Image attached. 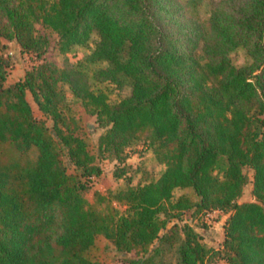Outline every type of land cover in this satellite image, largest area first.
Listing matches in <instances>:
<instances>
[{"label": "trees", "instance_id": "1", "mask_svg": "<svg viewBox=\"0 0 264 264\" xmlns=\"http://www.w3.org/2000/svg\"><path fill=\"white\" fill-rule=\"evenodd\" d=\"M204 1L0 0V38L38 60L5 86L0 59V264H99L84 255L99 234L133 255L128 264H156L154 244L178 241L179 264L206 257L209 264H264V0H215L207 20L199 14ZM37 25L57 36L63 56L95 35L85 60L106 66L93 82L129 85L130 94L110 103L83 71L47 61L49 42ZM239 48L249 63L236 67L229 56ZM60 83L74 97L65 115ZM27 92L51 127L33 116ZM75 105L103 129L98 151L115 163L114 179L126 181L108 192L125 209L115 219L83 196L101 170ZM136 142L164 167L157 179L144 174L134 184L126 176L127 148ZM245 168L253 171L254 201L239 203ZM188 188L196 202L171 200ZM215 210L228 214L222 252L206 249L188 226L168 228L184 213Z\"/></svg>", "mask_w": 264, "mask_h": 264}, {"label": "rangeland", "instance_id": "2", "mask_svg": "<svg viewBox=\"0 0 264 264\" xmlns=\"http://www.w3.org/2000/svg\"><path fill=\"white\" fill-rule=\"evenodd\" d=\"M185 3L186 0H181ZM215 0H205L199 8L200 17L203 20H207L209 13L212 8V4ZM36 30L38 34L47 37L48 48L44 54V58L53 63L57 67H61L64 62H68L76 69L83 71L89 78V83L92 90L103 91L108 98L110 103H115L120 99L130 94L129 85H125L122 88H117L112 83L97 84L93 82L91 76L92 73L106 66L105 63H87L85 56L94 48L97 41V37L93 35L89 42L85 46H77L72 48L70 53L66 56L60 55L56 49L57 36L37 25ZM198 55L201 56V51L198 50ZM230 60L236 67H241L249 63V58L244 49H237L230 54ZM0 59L6 62V82L5 86H10L15 82L21 80L25 73L30 71L34 66L38 64V60L31 54H25L21 51L19 45L15 41H7L0 38ZM59 91L64 96V104L61 106V110L65 115L66 105L74 102V97L71 94L69 86L64 83L58 85ZM26 99L30 104L33 112V116L37 120H42L48 127H51L50 119L42 115L38 110L35 102L32 99L30 93L27 92ZM73 111L76 118L79 120L84 135L83 138L87 144L91 147L93 153L96 156V164L99 166L101 173L99 176L91 178L89 181V188L83 193V196L87 204L97 212L105 216L113 217L114 219L123 215L125 209L118 206L112 200L108 199V192H116L126 186L125 179H114L113 173L115 171V163L111 162L109 158H102V155L98 151V143L100 136L103 133V129L99 127L94 117L87 115L83 108L78 105L73 106ZM60 153L68 174L74 175L76 173L74 167L68 161L65 151L60 147ZM36 155L35 150L31 152V158ZM128 158L126 163L130 166V170L126 176H132L133 183H137L143 178L144 174L148 176L149 181L155 180L164 170V167L156 162L154 155L151 151H145L142 148L140 142L132 143L127 148ZM244 173L248 178L247 184L245 185L242 195L238 200L239 203L253 202L252 194V182H253V171L249 168L244 169ZM187 196L196 202L197 198L193 193V190L188 188L184 190H175L172 196V201H175L180 196ZM104 198V200H99ZM228 214H217L214 213L210 217L205 218L200 214L184 213L179 219H174L168 225V228L173 223L177 224L179 228L188 226L198 236V242L202 244L206 249L211 250L216 254L217 251L223 250L224 240V222ZM178 237L183 238V234L178 232ZM180 241H178L173 247L169 244H159L156 242L152 247L157 249L155 253L156 264H179V257L177 248ZM159 244V245H158ZM85 257L95 263L99 264H128L127 259L133 255H124L116 250L113 244L107 240L103 235L99 234L95 237L93 245L85 252ZM212 259L204 260V264L211 263Z\"/></svg>", "mask_w": 264, "mask_h": 264}, {"label": "built area", "instance_id": "3", "mask_svg": "<svg viewBox=\"0 0 264 264\" xmlns=\"http://www.w3.org/2000/svg\"><path fill=\"white\" fill-rule=\"evenodd\" d=\"M214 213L222 214L221 211L215 210V211H212V212H209V213L205 214L204 217L205 218L210 217ZM213 264H226V262L224 260H218V261L214 262Z\"/></svg>", "mask_w": 264, "mask_h": 264}]
</instances>
